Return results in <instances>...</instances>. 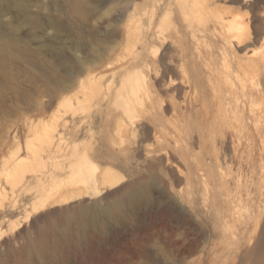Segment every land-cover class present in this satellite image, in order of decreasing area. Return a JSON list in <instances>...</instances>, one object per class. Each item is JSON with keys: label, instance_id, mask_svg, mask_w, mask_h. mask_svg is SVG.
I'll return each mask as SVG.
<instances>
[{"label": "rangeland", "instance_id": "374dc122", "mask_svg": "<svg viewBox=\"0 0 264 264\" xmlns=\"http://www.w3.org/2000/svg\"><path fill=\"white\" fill-rule=\"evenodd\" d=\"M218 2L235 9L253 35L241 46L234 42L224 56L222 42L213 36L191 41L188 72L200 75L211 100L213 86L240 87L242 78L252 88L261 79L264 125V72L238 68L250 50H264V0ZM144 3L0 0V264H256L264 255V231L259 247L227 246L228 237L213 236L202 220L213 211L215 225L224 202L220 198L213 205V193L205 199L206 188L222 190L216 158L224 154L230 163L224 166L232 174L244 169L247 189L257 197L255 145L242 163L231 140L213 137L202 118L190 116L184 121L190 157L185 161L169 148L174 154L168 161L161 151L149 155L140 140L153 132L149 144L156 133L173 146L172 124L163 132L145 116L125 144L114 121L112 134L108 131L105 119L110 109L115 115L121 77L135 74L140 50L153 56L138 49L133 38L134 10ZM157 48L161 59L174 54L171 47ZM146 75L148 83L154 79ZM172 77L174 88L183 92L176 95L158 85L161 98L182 102L185 94L195 93L182 84L183 72ZM165 114L167 123L174 120L169 110ZM249 140L256 144L259 139L253 134ZM261 143L264 230V133ZM105 168L116 173L115 182L102 183ZM64 193L74 198L64 200ZM55 198L63 200L47 204Z\"/></svg>", "mask_w": 264, "mask_h": 264}, {"label": "bare ground", "instance_id": "6f19581e", "mask_svg": "<svg viewBox=\"0 0 264 264\" xmlns=\"http://www.w3.org/2000/svg\"><path fill=\"white\" fill-rule=\"evenodd\" d=\"M218 1L145 0L142 8H135L136 20L133 27L135 46L138 49L149 51L153 56L150 58L148 55H144L141 50L136 53L134 62L136 72L134 75L125 73L124 77H121V86L116 90L114 96L115 104H113V107L115 108V115L113 110L110 109L112 113L109 110L105 120L108 131L112 129L110 122L114 121L116 134L119 137L120 135L123 136L122 141L124 144L128 140V134L138 133V122L145 116H147L148 122L157 127L156 129L162 128L163 132L167 130V124H172L175 127V133L173 134L175 138L172 136L174 139L173 146L170 143H166L168 139L165 138L166 142H164V138L156 133H154L153 144H149L148 141L153 132L145 134L146 139L142 138L144 141L139 139L145 145V150L149 155L152 152L161 151L165 153L168 161L170 160V154H174L170 152L169 148L173 152L178 153L180 158L185 161L188 156L190 157L191 153L187 149L188 144L186 141L189 137L190 133L188 134V132L190 129L184 123L190 116L202 118V122L214 134L213 137L219 134L222 138L228 141L231 140L236 156L241 158L242 163L245 161L243 159H245L247 150L249 149L248 151H250L255 145V150L258 154L256 165L258 175L257 197L252 194L250 189H247L249 180L246 179L248 175L244 169L243 172H241V169L237 174H232L231 171H228L229 166H224L230 164L229 160H227V155L224 154L222 157L216 158L217 176L222 188L221 192H212L209 187L205 189V193H207L206 200L209 201L210 193H213V205H215L214 201L220 198L224 202H222L221 210L217 214L218 217L216 216L215 225H213V211L202 216V220L210 227V233L213 236H219L220 232H222L223 236L228 237L227 246L235 245L236 247L242 246V244L252 246L255 244L256 247H259L262 244L264 231L262 216L263 177L261 172V138L264 133V125L261 104L262 94L260 93L261 79H258V82H253L252 88L247 86L241 76V79H239L240 87L237 85L236 87H231L229 85L230 87L220 90L213 86L211 88L213 93L210 96L214 98L211 100L207 90L202 89V86H200L202 82L200 75L197 72L195 74L189 73L187 68V45L191 41L196 44L200 37L213 36L219 43L222 42L221 52L224 56V54H230L229 50H233L234 42L241 46L250 40L253 35L250 24L245 22L243 17L238 16L235 9ZM173 3H175V7H173ZM166 5L169 6V9L164 14V6L166 7ZM262 38L264 39V32ZM158 44L164 47L168 46V48L171 47L172 49L170 50H173L174 54L169 57L165 56L162 59V56L159 58ZM250 51L251 54L249 52L246 53L247 57L238 62V68L240 71L255 72V74L260 75L264 72V50L259 52ZM177 56L180 58L179 63H176V60H178ZM178 70L184 74L182 81L184 83H181L189 84L195 88V93L191 95L185 94V100L182 102H178L175 96H170L171 99L167 100L164 97V99L161 98L162 96L160 97L159 95L160 86L170 89L174 93L176 92V95L179 92V89L174 88L175 80L172 77ZM147 71L154 78L149 83L146 78ZM111 86L109 85L107 88L109 91L107 92L108 97ZM181 91L183 92V90ZM187 91H189V88ZM168 110L174 120H169L167 123L165 113ZM153 127L151 126L150 128ZM253 134L259 139L256 144L249 140ZM182 141H185V143L183 144ZM140 142L139 145L141 146ZM179 170L182 175H186L187 183L191 185L190 176L185 174V171ZM213 172H209L208 176H212ZM102 173L103 184L116 181L117 175L112 168H105ZM194 192L196 193L197 191ZM194 192L189 190L188 194L192 195ZM63 196L66 197L64 200L74 198L73 195H68L67 193H64ZM62 200L63 198H55L48 201L47 204H57ZM243 238H245V241H243ZM256 264H264V255H258Z\"/></svg>", "mask_w": 264, "mask_h": 264}]
</instances>
